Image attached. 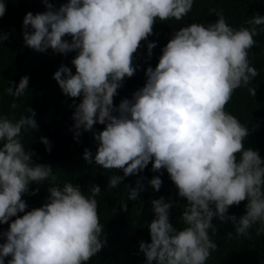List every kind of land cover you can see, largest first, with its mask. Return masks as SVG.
Listing matches in <instances>:
<instances>
[{"label":"clouds","instance_id":"1","mask_svg":"<svg viewBox=\"0 0 264 264\" xmlns=\"http://www.w3.org/2000/svg\"><path fill=\"white\" fill-rule=\"evenodd\" d=\"M45 3L47 11L25 14L23 41L38 52L78 50L71 61L75 74L61 66L53 79L65 96H82L73 114L75 129L105 125L93 134L98 141L95 155L85 149L84 160L104 169H122L124 176L142 171L151 161L153 171L166 169L178 195L187 201L181 214L186 227L179 231L169 222L172 203L163 197L151 201V242L139 243L146 264H205L210 250L217 248L208 234L209 229L215 231L212 218L224 220L228 208L241 201H248L245 214L238 220L227 217L235 234L247 236L257 223L258 231H264V161L257 151L244 147L248 129L224 110L234 90L258 75L248 50L256 44V26L264 25V16L255 15L247 21L253 27L236 30L217 13L218 19L207 27L192 23L179 29L162 49L155 69H146L145 85L114 109L120 82L134 75L132 57L140 41L152 34L157 19L182 20L193 0H68L58 10ZM5 10L0 0V16ZM29 26L33 31H27ZM65 35L71 42L62 39ZM147 47L150 55L155 43ZM27 85L24 76L15 91H7L19 97ZM255 91L249 88L252 96ZM26 111L31 115L15 123L0 118V224L24 213L2 234L0 264L9 256L7 264H85L104 244L95 199L100 188L93 185L91 198L79 185L58 188L52 167L32 162L33 153L26 151L20 137L22 130L38 126L34 111ZM41 142L50 151L48 140L42 137ZM49 178L54 186L48 188V202L25 212L21 196L29 184ZM122 179L112 176L108 187ZM148 183L158 191L162 181L154 176ZM137 198L138 189H131L128 199Z\"/></svg>","mask_w":264,"mask_h":264},{"label":"trees","instance_id":"2","mask_svg":"<svg viewBox=\"0 0 264 264\" xmlns=\"http://www.w3.org/2000/svg\"><path fill=\"white\" fill-rule=\"evenodd\" d=\"M6 10L0 16V118H7L13 123L22 116H29L28 108L35 115L37 129L22 130L21 143L26 151L33 153L30 159L34 164L50 165L52 173L57 177L55 185L63 188L65 183L81 187V192L91 198L93 185L99 186L100 193L95 197L98 203V216L103 226L101 239L103 247L85 264H146V257L139 249L141 241L151 242L148 225L155 218L151 201L163 197L165 202H171L169 222L178 231L186 225L181 220V214L187 205L185 198L178 195V189L171 181L166 169L152 170V162L134 175L124 176L122 169H104L96 165L94 160L88 163L83 158L85 149L94 156L98 141L94 133L104 130L105 125L96 123L89 131L75 129L73 114L81 97L65 96L58 86L53 74L61 67H75L71 61L78 50L65 54L57 53L51 48L44 52L35 51L24 44L22 28L26 13L33 15L47 11L45 0H3ZM58 10L68 0H47ZM215 10V11H214ZM221 13L227 24L233 29L251 28L247 21L255 15L264 16V0H193L191 11L180 21L170 18L165 21L157 19L152 27V34L140 45L132 57L134 75L125 77L120 82L116 95L113 97V108H118L124 99L131 100L133 93L141 89L147 80L146 69H155L162 55V49L173 37L175 32L192 23H201L205 27L214 23ZM257 35L253 38L256 44L248 50V59L258 75L247 86L234 90L225 111L236 117L248 129V135L242 141L244 147L257 151L264 161V25L256 26ZM27 31H33L31 26ZM62 39L71 42V36ZM155 43L149 55L148 44ZM28 77V85L21 96L9 94V87L18 86L21 77ZM11 82V83H10ZM249 88H255V95L249 93ZM112 115H119L113 111ZM80 135L77 137L76 132ZM46 138L50 151L41 142ZM3 142H0L2 146ZM239 153L237 158L239 159ZM123 177L116 187H108L112 176ZM158 176L161 187L154 190L148 183ZM139 185V187H138ZM54 186L49 178L39 184L31 182L28 191L21 198L26 203L25 212L42 207L48 202V188ZM138 189L136 200L128 199L131 189ZM38 191L33 194V190ZM247 200L238 205H232L225 213V219L214 216L211 220L215 231L209 229L210 239L217 244L215 250H210V256L205 264H264V231H258L260 224H254L247 236H237L234 224L227 217L235 216L237 220L245 214ZM123 205V207H122ZM213 210L214 206H213ZM24 213L10 217L7 223L0 224V244L5 242L2 235L9 229V224ZM232 233L231 236L228 234ZM11 257L4 258V264ZM152 264H156L155 261Z\"/></svg>","mask_w":264,"mask_h":264}]
</instances>
